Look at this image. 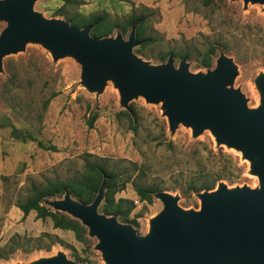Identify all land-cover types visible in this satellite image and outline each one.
<instances>
[{
  "label": "rangeland",
  "instance_id": "obj_1",
  "mask_svg": "<svg viewBox=\"0 0 264 264\" xmlns=\"http://www.w3.org/2000/svg\"><path fill=\"white\" fill-rule=\"evenodd\" d=\"M34 9L47 18L66 21L68 17L105 16L108 24H118L109 36L120 32L125 40L131 30H122L126 20L143 16V22L135 23L144 37L133 48L137 56L158 65L172 55L176 67L186 59L190 72L207 73L224 53L238 70L228 87L239 89L249 108L261 102L263 3L36 0ZM6 26L7 21L0 19V34ZM211 47L216 52L212 66L206 67L202 61ZM186 52L189 57H183ZM26 133L56 149L24 139ZM93 161L103 162L116 174L115 202L123 199V210L131 202L134 207L128 221L115 216L140 235L150 232V220L164 204L155 195L142 200L136 186L169 192L178 197L183 209L190 210L201 205L192 187L207 180L209 173L220 178L215 188L219 183L228 188L261 185L258 175L250 172L251 161L236 148L218 144L210 129L196 136L183 122L172 129L164 102H150L142 95L132 98L126 109L112 79L100 92L92 90L83 84L82 64L73 55L55 57L43 43L28 41L23 49L4 56L0 70V246L6 256L0 264H27L58 252L82 263L106 264L104 254L96 248L99 239L81 221L85 232L80 238L71 229L55 227L51 217H38L36 211L25 215L18 207L34 187L57 180L78 181L86 164ZM55 198L60 197L51 199ZM77 256L89 259L83 262Z\"/></svg>",
  "mask_w": 264,
  "mask_h": 264
},
{
  "label": "water",
  "instance_id": "obj_2",
  "mask_svg": "<svg viewBox=\"0 0 264 264\" xmlns=\"http://www.w3.org/2000/svg\"><path fill=\"white\" fill-rule=\"evenodd\" d=\"M260 2L264 0H244ZM36 0H0V19L7 26L0 34V70L5 55L21 50L28 41L41 42L55 57L70 54L82 64V82L101 91L108 79L119 89L121 103L129 109L132 98L142 95L150 102H164L170 128L183 122L196 136L210 129L218 144L241 151L251 161L250 172L260 187L215 189L198 193L200 209H183L178 197L158 191L164 208L150 220V232L137 233L129 223L99 211L106 176L91 203L75 199L70 192L46 203L70 214L99 239L96 245L106 264H264V74L258 78L262 99L249 108L239 89L228 87L237 75L234 61L221 53L216 67L192 73L186 59L179 66L169 56L154 65L137 56L140 44L136 24L128 39L95 37L91 26L76 27L59 18L35 11ZM27 264H86L64 253Z\"/></svg>",
  "mask_w": 264,
  "mask_h": 264
},
{
  "label": "trees",
  "instance_id": "obj_3",
  "mask_svg": "<svg viewBox=\"0 0 264 264\" xmlns=\"http://www.w3.org/2000/svg\"><path fill=\"white\" fill-rule=\"evenodd\" d=\"M137 20L143 22L144 17L135 15L131 16L126 20L122 30L127 32L128 29L130 30L132 28V25L135 24ZM67 21L79 28L92 25L90 33L95 37L109 36V34H111L118 26L117 23L108 24L105 16H90L89 18L68 17ZM136 38L142 42L144 41V37L138 28V25L136 27ZM139 48L140 47H138V49ZM215 52L216 48L211 47L210 50L204 54V59L202 61L204 66H212L213 54ZM189 56V52H186L183 57ZM94 117L91 118L90 125H92ZM22 137L24 139L29 138L31 140L37 141L38 145L42 148L52 150L56 149V146L52 144L47 145L42 140H38L30 133L23 134ZM104 176H106L105 192L104 198L98 208L99 211L108 216L117 215L123 220H130L129 213L134 207L133 202H131V205L127 208V210H123L122 208L121 202L123 199L115 202L114 180L116 178V174L109 170L107 166L101 161L88 162L86 164L85 172L78 181L73 182L57 180L49 182L45 187H34L30 196L26 200L19 202L18 207L24 212L25 215H27L30 211H36L38 217H51L55 227L71 229L75 231L81 238L85 232V227L81 224L80 220L77 218H72L59 210L52 209L46 204V202L52 197L59 196L61 198L66 192H70L75 199L84 203H91L98 193ZM206 179L207 180L203 181L199 186H193L192 189L197 193H200L204 190H212L215 188L216 183L220 178L209 173ZM135 189L142 200H151L152 196L157 192L151 186H136ZM2 251L3 250L0 246V260L6 259V256L2 253ZM88 259L89 258L87 256H77V260L83 262L88 261Z\"/></svg>",
  "mask_w": 264,
  "mask_h": 264
},
{
  "label": "bare ground",
  "instance_id": "obj_4",
  "mask_svg": "<svg viewBox=\"0 0 264 264\" xmlns=\"http://www.w3.org/2000/svg\"><path fill=\"white\" fill-rule=\"evenodd\" d=\"M259 105V104H258ZM258 105H256V106H258Z\"/></svg>",
  "mask_w": 264,
  "mask_h": 264
}]
</instances>
